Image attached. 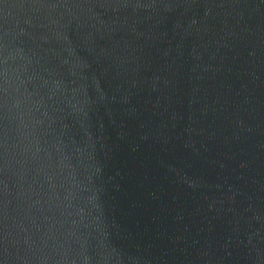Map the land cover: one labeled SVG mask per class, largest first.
I'll return each instance as SVG.
<instances>
[{
    "label": "water",
    "instance_id": "95a60500",
    "mask_svg": "<svg viewBox=\"0 0 264 264\" xmlns=\"http://www.w3.org/2000/svg\"><path fill=\"white\" fill-rule=\"evenodd\" d=\"M0 264H264V0H0Z\"/></svg>",
    "mask_w": 264,
    "mask_h": 264
}]
</instances>
